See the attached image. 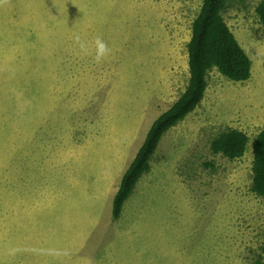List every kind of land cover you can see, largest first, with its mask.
I'll return each mask as SVG.
<instances>
[{"label":"rangeland","instance_id":"obj_1","mask_svg":"<svg viewBox=\"0 0 264 264\" xmlns=\"http://www.w3.org/2000/svg\"><path fill=\"white\" fill-rule=\"evenodd\" d=\"M260 1L227 0L222 12L249 80L208 72L201 103L162 137L117 219L122 174L188 84L202 0L0 4V264H264V197L251 190L264 128ZM97 37L112 49L101 63ZM228 129L249 137L234 161L211 150Z\"/></svg>","mask_w":264,"mask_h":264},{"label":"trees","instance_id":"obj_2","mask_svg":"<svg viewBox=\"0 0 264 264\" xmlns=\"http://www.w3.org/2000/svg\"><path fill=\"white\" fill-rule=\"evenodd\" d=\"M192 1V0H186ZM227 0H202L197 17L192 23V34L187 45L189 80L184 92L165 112L161 113L149 128L143 144L124 173L113 199L112 216L117 219L136 184L150 171V161L164 134L192 113L204 98L206 76L216 67L233 82H246L251 76V60L238 43L224 21L222 12ZM264 28V0L256 7ZM249 137L237 129H228L211 142L213 154H220L230 161L244 156ZM252 192L264 197V128L252 144ZM264 257V243L261 248Z\"/></svg>","mask_w":264,"mask_h":264},{"label":"clouds","instance_id":"obj_3","mask_svg":"<svg viewBox=\"0 0 264 264\" xmlns=\"http://www.w3.org/2000/svg\"><path fill=\"white\" fill-rule=\"evenodd\" d=\"M6 3V0H0V4ZM74 42L78 45L81 54L87 55L89 52V45L86 41L82 40L79 34L74 35ZM95 47V61L96 63H101L106 60L112 52V49L108 46L106 42L100 37L94 40Z\"/></svg>","mask_w":264,"mask_h":264},{"label":"crops","instance_id":"obj_4","mask_svg":"<svg viewBox=\"0 0 264 264\" xmlns=\"http://www.w3.org/2000/svg\"><path fill=\"white\" fill-rule=\"evenodd\" d=\"M151 125H152V124H151ZM150 127H151V126H150ZM166 133H167V132H166ZM166 133H165V134H166ZM165 134H164V135H165ZM145 137H146V136H145ZM129 165H130V164H129ZM126 170H127V169H126ZM125 172H126V171H125ZM125 172H124V173H125ZM124 173H123L122 175H124ZM122 177H123V176H122ZM121 179H122V178H121ZM120 182H121V181H120ZM118 188H119V187H118Z\"/></svg>","mask_w":264,"mask_h":264}]
</instances>
